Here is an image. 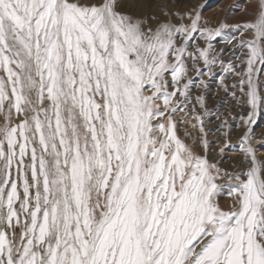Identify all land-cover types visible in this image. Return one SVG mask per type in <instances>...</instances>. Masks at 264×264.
Listing matches in <instances>:
<instances>
[{"label": "snow or ice", "instance_id": "snow-or-ice-1", "mask_svg": "<svg viewBox=\"0 0 264 264\" xmlns=\"http://www.w3.org/2000/svg\"><path fill=\"white\" fill-rule=\"evenodd\" d=\"M137 6L0 0V264H264V158L252 143L264 0L250 20L217 27L206 5L164 3L159 16ZM217 65L221 88L249 109L238 147L250 166L224 177L235 181L227 207L211 113L202 94L191 103ZM178 112L196 121L192 143Z\"/></svg>", "mask_w": 264, "mask_h": 264}, {"label": "rangeland", "instance_id": "rangeland-1", "mask_svg": "<svg viewBox=\"0 0 264 264\" xmlns=\"http://www.w3.org/2000/svg\"><path fill=\"white\" fill-rule=\"evenodd\" d=\"M118 2L121 11L132 14L142 13L145 9L137 5L150 2L153 7L147 11L149 14L154 12L158 16L161 15L158 5L164 3L168 5L169 10L179 13L188 11L193 5H206L202 11L203 20L208 25L217 27L221 22L231 25L250 20L259 0H118ZM176 22L179 21L177 20ZM203 26L205 25L201 24V27ZM214 46L217 51L224 48L222 58L225 61L232 55L233 50L231 49V45L219 42V38L214 42ZM233 63H238V61L234 60ZM237 70L239 71V69ZM214 72L216 73V78L209 79L207 76L204 77L208 81L206 91L203 87L191 88L193 96L191 103L195 104V96L202 94L205 97V106L211 113V115H204L205 131L210 133L207 139L212 142L210 145V159L224 170L221 173L222 179L218 180L217 183L225 184V191L219 197V200L222 206L227 207L232 202V197L228 195L230 189L227 188V184L235 183V181H228L224 177L228 173H237L246 170L250 166V164L243 162L245 154L238 147L240 137L246 130L243 121L239 117L241 115L246 116L249 109L246 106L240 107L237 100L221 88L218 83L219 76L221 75L219 65L214 68ZM190 75L195 77L196 74L193 72ZM235 79L236 77H228L227 83L231 84ZM230 91L232 89H229ZM237 96H239V93H237ZM196 110L202 114L204 113V109H201L198 105ZM182 116H184L183 122L180 121ZM232 117H236V119ZM173 119L178 121V135L185 139L186 142L192 143L194 139L200 136L199 130L191 127V124L196 123L194 118L189 123L188 117L184 113L178 112ZM0 123H2V117H0ZM185 130L191 135L185 137ZM253 132L254 139L252 143L256 148V155L258 158H264V146L261 143L264 141V111H261L257 117V123L253 126Z\"/></svg>", "mask_w": 264, "mask_h": 264}]
</instances>
